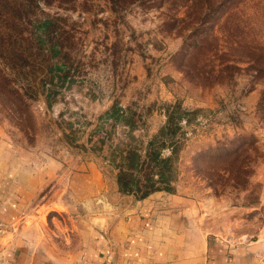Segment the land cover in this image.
Wrapping results in <instances>:
<instances>
[{
  "label": "rangeland",
  "instance_id": "1",
  "mask_svg": "<svg viewBox=\"0 0 264 264\" xmlns=\"http://www.w3.org/2000/svg\"><path fill=\"white\" fill-rule=\"evenodd\" d=\"M43 20L59 69L52 83L48 66L28 75L53 90L50 106L36 88L23 102L3 93L7 79L22 92L4 60ZM0 51V163L29 196L17 225L62 247L71 221L107 228L153 197L157 214L200 221L227 248L264 243V0H0ZM170 117L178 129L159 140L163 157L178 148L173 193H120L115 148L133 137L144 155Z\"/></svg>",
  "mask_w": 264,
  "mask_h": 264
},
{
  "label": "crops",
  "instance_id": "2",
  "mask_svg": "<svg viewBox=\"0 0 264 264\" xmlns=\"http://www.w3.org/2000/svg\"><path fill=\"white\" fill-rule=\"evenodd\" d=\"M19 187L0 163V264H264V243L227 248L209 239L200 221L189 227L175 216L157 214L149 204L153 197L143 202L149 208L107 228L95 227L88 217L76 226L71 221L73 242L60 247L46 240L44 228L35 233V225H17L25 215L19 203L29 200Z\"/></svg>",
  "mask_w": 264,
  "mask_h": 264
},
{
  "label": "trees",
  "instance_id": "3",
  "mask_svg": "<svg viewBox=\"0 0 264 264\" xmlns=\"http://www.w3.org/2000/svg\"><path fill=\"white\" fill-rule=\"evenodd\" d=\"M12 7L13 8L11 9L10 14L16 12L17 16H19L18 14L27 16V7ZM11 20L12 19L8 17L5 23ZM22 22H24V20ZM52 26L53 21H38L36 29L39 30L40 34L22 39V43L27 46L24 50H21L19 47L18 51H14L15 53L13 59L12 57H7L6 61L5 54L0 51V58L5 59L4 61L7 64L11 62L12 67L9 65L10 70L13 76L21 79L20 84L22 86V92L20 93V90H16L10 86L11 80L7 79L6 84L3 86V93H9L13 95L17 101L23 102V97L32 96L31 93L33 92V89L35 90L36 88L35 95L43 94L47 100V105H51L53 90L46 89V93H44L43 89H41L42 85L35 82V80L33 81L28 75V69L35 79L36 72L38 70H43L45 66H48V71L44 72L49 75H44L43 78H48L51 83L53 82L55 75L52 74V72L58 70L59 68L57 66L54 67V65L49 63L48 60L57 54L59 44L57 41L50 38L52 34L50 32V27ZM7 28H10L9 22L7 24ZM47 43L48 45L45 48ZM63 77L64 75H56V79L58 78L59 81L62 80ZM40 89L42 91L38 93V90ZM177 111L178 118H181V116L189 118L198 112L197 110ZM118 112H120V109L115 107L111 110L112 114H117ZM118 117L116 119H118ZM120 120L123 121V119ZM125 124L132 126L131 121ZM177 129V123H174L173 118L170 117L164 129L162 128L159 131V134H157L153 140L149 141L147 147L148 149L144 151V155H141L140 150L136 147V140L130 136V143H122L120 146L115 148L113 162H116L115 168L118 170L116 174V183L120 193L133 195L137 199H145L154 192L159 191L173 193V189L171 188V180L174 178L172 163L173 154L178 148L177 145L171 146V156H161V149L165 147V143L163 142V139L161 141L159 138L160 136H163V138H166L171 142L172 135L176 133Z\"/></svg>",
  "mask_w": 264,
  "mask_h": 264
}]
</instances>
